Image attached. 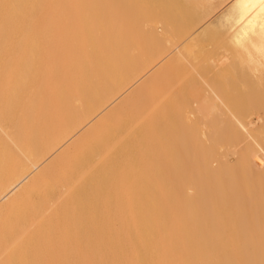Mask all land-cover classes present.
<instances>
[{
  "label": "bare ground",
  "instance_id": "obj_1",
  "mask_svg": "<svg viewBox=\"0 0 264 264\" xmlns=\"http://www.w3.org/2000/svg\"><path fill=\"white\" fill-rule=\"evenodd\" d=\"M61 1L0 0V264H264V83L236 82L264 71V0ZM210 35L221 49L200 59ZM108 57L78 107L40 108Z\"/></svg>",
  "mask_w": 264,
  "mask_h": 264
},
{
  "label": "rangeland",
  "instance_id": "obj_2",
  "mask_svg": "<svg viewBox=\"0 0 264 264\" xmlns=\"http://www.w3.org/2000/svg\"><path fill=\"white\" fill-rule=\"evenodd\" d=\"M182 0H180V2H181ZM186 1V0H185ZM80 2H82V0H62L61 2H60V4L62 5V7H63V9H64V11H66V13H68V15H71V14H75V12H76V9H77V6H78V8H79V6H80ZM182 3H184V2H182ZM61 5H60V7H61ZM183 5V4H182ZM230 4H227L226 6L228 7ZM187 6V9L191 6H189V4H187L186 5ZM189 6V7H188ZM226 6L225 7H223V10L224 9H226ZM185 6H183V8H184ZM186 8V7H185ZM190 8H193V7H190ZM189 8V10H187L186 9V11L188 12V13H190L189 11H192L191 9ZM193 10H194V8H193ZM221 12H222V10H221ZM187 13V14H188ZM193 13V12H192ZM192 13H190L189 15H188V17H187V19L188 18H192V16L195 14V11H194V13L192 14ZM195 16V15H194ZM193 16V17H194ZM19 26V25H18ZM157 32L160 34V33H162V31H161V29H157ZM208 37V38H207ZM207 37H205L204 39H200L198 42L196 41L195 43H194V48L193 47H191L192 45H190V48H191V50H194L195 48V51L197 50V51H199L200 49V53H201V51H204V52H208V51H210L211 49H212V52L214 53V54H217L218 52H217V50L218 49H221L220 47H219V42H217V40L214 38V36L213 35H210V36H207ZM226 37V38H225ZM14 39L12 40V45L15 47V46H17V50H19L20 51V56H27V55H29V49L31 48L30 47V43H29V40L28 39H26V32H23V31H21L20 29H18L17 30V32L15 33V35H14V37H13ZM223 38H225V40L223 39ZM226 39H227V34L225 35H223L222 36V38H221V40H220V42H225L226 41ZM214 40H216V42L214 41ZM191 41V39L190 40H188L187 42H186V44L187 43H189ZM198 43H201V44H198ZM216 43V44H215ZM197 45V46H196ZM217 45V46H216ZM110 46V44L109 43H107L106 42V45H105V50H104V52H107V50H108V47ZM200 46H202V48L200 47ZM203 46H204V48H206V47H208V48H206V49H204L203 48ZM216 47V50H215V47ZM13 47V48H14ZM193 48V49H192ZM209 48H210V50H209ZM205 50H207V51H205ZM225 50H226V47H225ZM230 50V49H229ZM196 51V52H197ZM227 52H228V50H226ZM70 52V46L68 47L67 45H65V43H61L59 46H58V53L59 54H61L62 56H67L68 55V53ZM211 52V51H210ZM198 53V52H197ZM200 53H198V55H199V58L200 57H202V56H204L203 54L204 53H201V55H200ZM30 56V58H31V55H29ZM28 56V57H29ZM172 56L170 55L169 57H167L166 59H164L161 63H159L155 68H153V70H151L149 73H147V75L146 76H144L142 79H140L138 82H136L135 84H133L129 89H127L120 97H118V99H116L107 109H105L100 115H98L90 124H88L86 127H84L78 134H76L72 139H70L67 143H65L62 147H60L56 152H54L40 167H39V169L37 170V171H35V173H33V177L35 176V175H37L39 172H40V170H42L43 168H45L52 160H54L56 157H58V155L59 154H61L62 153V151L63 150H65L71 143H73L76 139H78L80 136H82L83 135V133H85L88 129H90L96 122H98L101 118H103L104 116H106L111 110H113L115 107H117V105H119L123 100H125V99H127L128 98V96L130 95V94H132L134 91H135V89L137 90L142 84H143V82H145V80L146 79H148L149 77H150V75H152L153 73H155L157 70H159L164 64H166L167 62H168V60L171 58ZM215 57H217L216 55H215ZM27 58V57H26ZM28 59V58H27ZM200 59H202V58H200ZM31 60V59H30ZM29 60V61H30ZM32 61L33 62H35V63H37L38 62V59L36 58V57H34L33 59H32ZM91 62H92V65H88L87 64V70H88V72H86L85 70H83V69H75L74 71H73V73H72V79L69 81V82H66L65 83V87H64V89H62V90H60L58 93H57V95H56V97L54 98V99H46V98H44V97H39V99H40V101H39V105H40V108L41 109H44V112H48L49 111V109L50 108H54V107H56V106H59V107H61L62 106V103H63V105H65V96L67 95V100L68 101H70L69 102V106L70 107H72V108H76V107H78L80 104H79V102H81L79 99L83 96V93H84V91L85 90H87V89H89V88H91L90 87V83H92L93 85H102L108 78H109V76H110V73H111V71H112V69L113 68H111L110 67V63L112 62V59L110 58V57H108V58H105V59H102L98 64H97V66H96V68H94V60L93 59H91ZM211 63H213V61L211 60L210 61ZM209 62V63H210ZM209 64V65H205V66H207V67H205L204 68V70H206L207 72H209V70H211V71H213L215 68H217L216 66H214L215 68L213 69V66H212V64ZM0 65H2V63H0ZM200 67V66H199ZM209 68V69H208ZM33 70H38V66H35V67H33L32 68ZM213 69V70H212ZM41 70V69H40ZM224 70H226V69H224ZM237 70H239L238 68H237ZM118 71V70H117ZM116 71V72H117ZM227 71V70H226ZM248 71V70H247ZM191 72V71H190ZM264 71H262V73H258L257 74V76L256 75H254V76H252L251 74H247V73H245V78H242L241 76H238V78L235 80V78H234V81L232 82V80H231V82L232 83H234L235 81L236 82H238V83H240L241 81H245L250 87L249 88H252L251 86H253V85H256V84H259V83H264V73H263ZM193 73L195 74L196 72H191V74H192V76H193ZM211 73V72H210ZM231 75H232V73H231ZM233 76V75H232ZM232 76H230V77H232ZM256 79V80H255ZM235 82V83H236ZM138 87V88H137ZM35 89V87L34 86H31L30 88H29V90L30 91H33ZM77 90H79V94H73L74 92H76ZM248 91H249V89H248ZM251 91V90H250ZM252 92V91H251ZM6 96V92H5V90L3 89V88H0V102L2 101V99L4 98ZM76 97H78L77 99H76ZM64 101V102H63ZM46 112V113H47ZM190 111H185V114L187 113V115H189L188 117H190L191 115H190V113H189ZM189 113V114H188ZM186 115H184V120H186L187 122H189L190 120L187 118V117H185ZM192 117V116H191ZM190 117V118H191ZM185 121V122H186ZM192 121V120H191ZM191 121H190V124H191ZM193 123V122H192ZM189 124V123H188ZM186 126H187V124H186ZM189 126H192V125H189ZM41 128V127H40ZM42 128H43V126H42ZM44 129H46V128H44ZM13 149V148H12ZM225 149V148H224ZM13 150H15L16 151V149L14 148ZM220 150V149H219ZM222 152H224L225 153V151L228 153L229 151H227L226 149H225V151H223V149L221 150ZM230 151H232V149L230 150ZM0 152H4V149H0ZM17 153V155L20 157V153L18 152V151H16ZM233 152H235V151H233ZM218 153V155H220V153L221 152H217ZM224 153L221 155V156H219V158L221 157V162L223 161L224 162V158L222 159V157H223V155H224ZM227 153H225V155L227 154ZM231 154V155H230ZM234 153H229L228 155H226V158H227V162H226V160H225V164H226V166L225 167H229V168H232V167H234L236 164H234V163H236V161H235V159L237 160V157L235 158V157H233V156H236V155H233ZM228 156V157H227ZM231 156V158H229ZM218 157V156H217ZM233 157V158H232ZM222 162V163H223ZM229 162H230V165H229ZM224 164V163H223ZM222 164V165H223ZM224 164V165H225ZM228 164V165H227ZM216 164H214V166H215ZM223 165V166H224ZM234 165V166H233ZM8 165H4V164H1V168L2 169H4V168H6V169H8V167H7ZM217 166V165H216ZM231 166V167H230ZM26 184V183H25ZM25 186V185H24ZM2 202H0V204H1ZM171 264H177V263H171ZM187 264H202L201 262H199V261H192V262H190V263H187Z\"/></svg>",
  "mask_w": 264,
  "mask_h": 264
}]
</instances>
